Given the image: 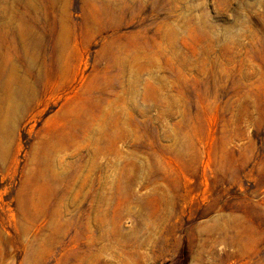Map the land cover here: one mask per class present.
<instances>
[{
    "label": "rangeland",
    "instance_id": "obj_1",
    "mask_svg": "<svg viewBox=\"0 0 264 264\" xmlns=\"http://www.w3.org/2000/svg\"><path fill=\"white\" fill-rule=\"evenodd\" d=\"M0 264H264V0H0Z\"/></svg>",
    "mask_w": 264,
    "mask_h": 264
}]
</instances>
